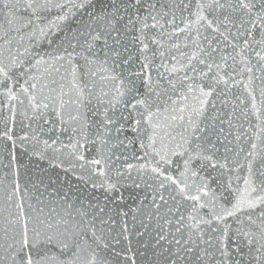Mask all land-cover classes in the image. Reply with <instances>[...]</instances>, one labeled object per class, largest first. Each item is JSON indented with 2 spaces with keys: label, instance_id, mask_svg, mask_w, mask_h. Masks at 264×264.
Segmentation results:
<instances>
[{
  "label": "snow or ice",
  "instance_id": "6c2138e0",
  "mask_svg": "<svg viewBox=\"0 0 264 264\" xmlns=\"http://www.w3.org/2000/svg\"><path fill=\"white\" fill-rule=\"evenodd\" d=\"M0 264H264V0H0Z\"/></svg>",
  "mask_w": 264,
  "mask_h": 264
}]
</instances>
